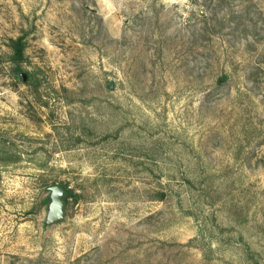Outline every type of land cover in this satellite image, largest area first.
Wrapping results in <instances>:
<instances>
[{
    "label": "rangeland",
    "instance_id": "rangeland-1",
    "mask_svg": "<svg viewBox=\"0 0 264 264\" xmlns=\"http://www.w3.org/2000/svg\"><path fill=\"white\" fill-rule=\"evenodd\" d=\"M0 264H264V0H0Z\"/></svg>",
    "mask_w": 264,
    "mask_h": 264
},
{
    "label": "trees",
    "instance_id": "trees-1",
    "mask_svg": "<svg viewBox=\"0 0 264 264\" xmlns=\"http://www.w3.org/2000/svg\"><path fill=\"white\" fill-rule=\"evenodd\" d=\"M28 40L26 35H20L16 38H11L8 47L11 50L10 60L14 65V71L19 72L22 69L23 63L26 61V50H27ZM64 185L70 192V197L74 195L72 189L69 188L67 183H60ZM50 198L47 197L43 202L44 205H48Z\"/></svg>",
    "mask_w": 264,
    "mask_h": 264
},
{
    "label": "water",
    "instance_id": "water-1",
    "mask_svg": "<svg viewBox=\"0 0 264 264\" xmlns=\"http://www.w3.org/2000/svg\"><path fill=\"white\" fill-rule=\"evenodd\" d=\"M52 192L50 204V215L53 220L61 219L66 213L68 200L70 198L69 190L62 184H56L50 187Z\"/></svg>",
    "mask_w": 264,
    "mask_h": 264
}]
</instances>
